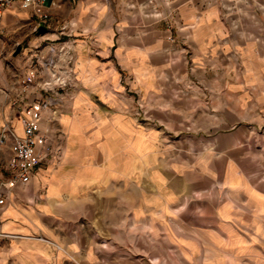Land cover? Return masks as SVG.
Returning <instances> with one entry per match:
<instances>
[{
	"label": "crops",
	"instance_id": "0c3cea01",
	"mask_svg": "<svg viewBox=\"0 0 264 264\" xmlns=\"http://www.w3.org/2000/svg\"><path fill=\"white\" fill-rule=\"evenodd\" d=\"M47 10L42 32L19 3L1 18L0 38L28 57L71 48L74 87L57 113L42 112L56 155L29 182L0 187V264H264V154L241 150L264 147L254 137L264 0H48ZM10 62L0 113L7 100L3 124L21 135Z\"/></svg>",
	"mask_w": 264,
	"mask_h": 264
},
{
	"label": "built area",
	"instance_id": "2783aa9c",
	"mask_svg": "<svg viewBox=\"0 0 264 264\" xmlns=\"http://www.w3.org/2000/svg\"><path fill=\"white\" fill-rule=\"evenodd\" d=\"M13 3L31 8L37 25L49 26L48 0H0V26L4 10ZM26 70L19 82V100L24 103L20 114L22 134H16L8 124L0 128V147L11 139V155L7 162L1 163L10 173L9 178L0 183L4 189L16 182H29L35 169L56 155L49 128L41 126V118L44 110L49 109L55 114L65 100L72 98V49L63 45H50L45 51L38 49L29 57ZM30 95L35 96L32 101H29ZM3 197L4 193L0 191V204Z\"/></svg>",
	"mask_w": 264,
	"mask_h": 264
},
{
	"label": "rangeland",
	"instance_id": "374dc122",
	"mask_svg": "<svg viewBox=\"0 0 264 264\" xmlns=\"http://www.w3.org/2000/svg\"><path fill=\"white\" fill-rule=\"evenodd\" d=\"M21 47L22 46H20V49H18L13 44V41L10 38H8V37L4 36V37L0 38V83H4V80L7 81V80H9V78H12L13 74L9 72V65L11 64L10 61L13 58L18 60L17 79H19V74L22 76L21 79L25 75V73L22 74V70H21L22 69V64H23V62L25 60H29V57L26 56V54H23V49ZM45 50H47V49H45ZM73 58H74V51L72 50V61H73ZM19 69L21 71H19ZM156 69L161 70L159 72H161L163 74H170V73H201V72H203L199 68L191 67V66H164V67H157ZM220 69H222V68H219L218 71L222 72ZM226 69H227V67H224L223 70L225 72H229L230 70L232 72L233 71L234 72H236V71L237 72H242V70H243V69L239 70L238 68H233V67H229L230 70H228V71H226ZM216 70H217L216 68L209 67L207 72L212 73V72H216ZM19 89H20V84H19ZM7 92L8 91L4 87L0 88V96L4 97V95H6ZM17 100H18V102H22L21 100H19V94H18V99ZM6 101H5V104H4V110L2 111V113H0V123H1L0 128H1L2 125H4L3 123L5 121V118L7 117L6 113L9 111V106L10 105H9L8 101L7 102ZM134 115L138 116L140 119H144V117L146 116L145 113L141 110V107H138L137 110L136 109L134 110ZM254 135H256V136H254L255 139H256V143L259 144L264 139V128L260 129V130H257L256 134H254ZM262 149H264V147H261V145H258V146L251 145L250 146L249 144H246V145H242L241 146V150H242L243 153H250L251 155H254V154L257 153V154H259V156H262V154H264Z\"/></svg>",
	"mask_w": 264,
	"mask_h": 264
},
{
	"label": "water",
	"instance_id": "95a60500",
	"mask_svg": "<svg viewBox=\"0 0 264 264\" xmlns=\"http://www.w3.org/2000/svg\"><path fill=\"white\" fill-rule=\"evenodd\" d=\"M46 29V27L44 26V25H39L38 26V29H37V32H42V31H44ZM18 49H19V47H18Z\"/></svg>",
	"mask_w": 264,
	"mask_h": 264
}]
</instances>
